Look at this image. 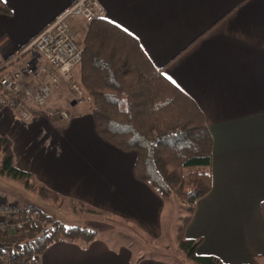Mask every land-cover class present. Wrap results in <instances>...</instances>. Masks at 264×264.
Here are the masks:
<instances>
[{"label": "crops", "instance_id": "0c3cea01", "mask_svg": "<svg viewBox=\"0 0 264 264\" xmlns=\"http://www.w3.org/2000/svg\"><path fill=\"white\" fill-rule=\"evenodd\" d=\"M75 1L3 0L9 13L0 12V64ZM97 1L103 18L139 41L152 63L196 102L208 124L211 190L197 201L185 236L201 238L198 254L223 263L247 264L261 256L258 264H264L259 211L264 202V0ZM87 28L81 18L72 23L81 42ZM65 90L31 121L0 107V135L11 138L15 165L59 194L61 206L76 211L77 203L84 204L91 212L137 226L147 239L139 244L168 247L164 230L175 219L163 214L165 199L134 177L136 152L97 134L87 111L92 105L64 121L47 115L66 107L58 103L69 102ZM179 251L134 252L96 233L89 242L55 240L39 264H193Z\"/></svg>", "mask_w": 264, "mask_h": 264}, {"label": "trees", "instance_id": "16d2710c", "mask_svg": "<svg viewBox=\"0 0 264 264\" xmlns=\"http://www.w3.org/2000/svg\"><path fill=\"white\" fill-rule=\"evenodd\" d=\"M0 12L9 8L0 0ZM83 57L77 80L92 102L97 134L123 151H135L133 175L161 198L175 196L187 213L181 216L176 242L194 264H226L213 255L198 254L201 238H187L197 201L211 190L212 136L196 102L157 68L139 41L105 18L93 19L82 40ZM0 177L15 181L41 200L60 203L61 196L15 165L13 142L0 135ZM46 219L22 235L3 239L0 254L12 258L41 254L58 239L89 242L96 232L85 226L65 225L36 206ZM259 211L264 219V202ZM251 263L258 264V259Z\"/></svg>", "mask_w": 264, "mask_h": 264}, {"label": "built area", "instance_id": "2783aa9c", "mask_svg": "<svg viewBox=\"0 0 264 264\" xmlns=\"http://www.w3.org/2000/svg\"><path fill=\"white\" fill-rule=\"evenodd\" d=\"M103 8L97 0H76L62 10L37 33L13 58L0 64V107L17 110L23 121H31L40 108L60 89L68 88L72 101H85V90L77 80L75 71L83 57V45L72 23L81 18L90 23L103 17ZM19 64L2 71L12 63ZM54 121L69 119L65 108L48 110ZM46 219L36 211L25 212L18 201L0 197V247L5 238L22 235L32 226L43 225ZM38 254L15 259L9 253L0 254V264H39Z\"/></svg>", "mask_w": 264, "mask_h": 264}, {"label": "rangeland", "instance_id": "374dc122", "mask_svg": "<svg viewBox=\"0 0 264 264\" xmlns=\"http://www.w3.org/2000/svg\"><path fill=\"white\" fill-rule=\"evenodd\" d=\"M18 64L19 62L15 63L13 65V68H15ZM77 74L78 73H76L75 71V75ZM62 89H66L65 91L69 94L68 98L70 100L68 103L63 102L62 100L59 101L58 103L60 105L64 104L66 106L65 109H67L72 116L74 115V113L76 112L78 108L87 109L90 105H92V102L90 99L85 100L81 104L71 105L70 104L72 101L71 91L68 88H62ZM55 109L56 108H53L50 110H55ZM87 111L92 114L91 110H87ZM0 158H1V154H0ZM0 197L8 198L9 200H12V201H18L22 206L26 208L30 206H36L37 208H40L42 211H45V212L50 211L49 213L53 212V215H55V217L58 220L62 221V223H64L65 225L78 224L80 226L81 225L85 226L91 230H94L96 233H98L100 239L104 238V239H107L108 242H112L114 244V247L126 246L127 248L133 250L134 252H141V251L142 252H157V251L162 252V251H165V249L168 251L169 250L170 251L180 250L177 246L176 237L173 236V233L174 235H176L178 231V226L182 223V220L180 219V217L181 216L184 217L187 214L185 210L182 208L183 206L182 203L175 196L165 199V202L167 203L166 209L168 211L167 210L163 211V214L165 213L167 217L170 216L175 219V220L173 219L174 221L171 220L172 221L171 225L168 224L166 229L164 230L165 231L164 241H166V243H168L167 245L169 246L166 248L163 246L160 247L159 245L149 247L143 244H139V242L142 239L145 240L146 238L143 237L140 230H138L137 226H135L134 224L128 221H125L120 218L112 217V216L110 217L102 213H97L93 211L91 212L87 210V208H85L84 204H81V203L79 204L77 203V205L74 206L76 211H73L71 209L69 210V206H66V205L61 206L63 205L62 201H60L59 204L55 202L43 201L37 195L24 189L23 186L20 185L19 183L12 181V180L2 178V177H0ZM69 212H70L71 218H69L68 216ZM75 216H77L79 220L80 219L81 220L77 222L76 220H74ZM134 233H137L139 236L135 237ZM179 252H181V250ZM38 255L40 257L41 254H38Z\"/></svg>", "mask_w": 264, "mask_h": 264}, {"label": "water", "instance_id": "95a60500", "mask_svg": "<svg viewBox=\"0 0 264 264\" xmlns=\"http://www.w3.org/2000/svg\"><path fill=\"white\" fill-rule=\"evenodd\" d=\"M71 105H76L75 101H71Z\"/></svg>", "mask_w": 264, "mask_h": 264}]
</instances>
